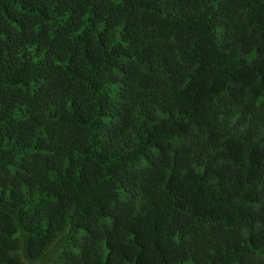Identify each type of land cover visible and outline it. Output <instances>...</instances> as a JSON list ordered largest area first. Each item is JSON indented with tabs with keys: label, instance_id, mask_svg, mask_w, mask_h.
I'll use <instances>...</instances> for the list:
<instances>
[{
	"label": "trees",
	"instance_id": "1",
	"mask_svg": "<svg viewBox=\"0 0 264 264\" xmlns=\"http://www.w3.org/2000/svg\"><path fill=\"white\" fill-rule=\"evenodd\" d=\"M0 264H264V0H0Z\"/></svg>",
	"mask_w": 264,
	"mask_h": 264
}]
</instances>
